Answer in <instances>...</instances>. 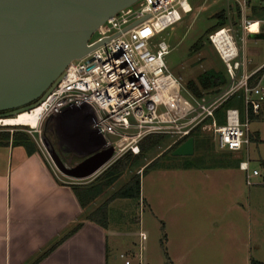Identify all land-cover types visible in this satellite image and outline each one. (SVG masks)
<instances>
[{"label":"rangeland","instance_id":"rangeland-1","mask_svg":"<svg viewBox=\"0 0 264 264\" xmlns=\"http://www.w3.org/2000/svg\"><path fill=\"white\" fill-rule=\"evenodd\" d=\"M190 4L193 12L157 36L155 43L164 42L169 46L170 51L164 58L166 67L186 86L209 70L226 74L224 64L206 36V32L216 24L214 15L221 11L227 13L226 0H192ZM234 30L237 39L242 37L240 20L234 21ZM252 31H257L256 26L252 27ZM201 39L203 47L199 51L193 50ZM238 42L248 62L264 65V40L248 37L246 45L240 39ZM67 112L40 122L32 134L27 133L31 129L26 126L2 124L0 131L18 127L20 132L32 138L47 162L46 158H51L52 151L65 168L71 169L92 155L105 151V148L91 130L84 111H79L81 115L75 112L65 120L63 117L67 116ZM250 129L252 135L259 134V139L251 142L247 155L213 151L211 157L205 159L203 153L173 157L172 154L166 155L173 147V140L168 139L142 161L140 171L136 168L126 172L97 199L95 206L102 205L131 176L136 173L141 175L146 206L135 200H116L110 207L111 227L125 233L132 228L130 232L137 233L129 238H117L120 246L114 264H126V261L143 264L144 258L146 264H168L166 253L168 257L179 258V262L174 264L264 263V168L260 165L264 161V111L263 118L253 120ZM75 133L80 142L77 140L74 144L70 136ZM162 155L160 165L142 175L144 167ZM225 155H231L230 160L249 161V175L253 171L259 173V177L252 180L253 186L246 184V173L237 166H219L218 161ZM190 163L203 170L185 169ZM49 166L54 172L50 163ZM109 166L96 176L79 181L64 176L58 168L54 174L63 184H88ZM125 226H129L128 230ZM141 233H144L145 240L140 237ZM131 249L135 255L131 254ZM140 255L142 260L139 262Z\"/></svg>","mask_w":264,"mask_h":264},{"label":"built area","instance_id":"built-area-1","mask_svg":"<svg viewBox=\"0 0 264 264\" xmlns=\"http://www.w3.org/2000/svg\"><path fill=\"white\" fill-rule=\"evenodd\" d=\"M191 1L140 0L104 23L89 43L100 46L73 61L41 105V122L69 110L84 111L105 150H114L108 165L128 152L138 155L140 142L148 136H166L173 140L172 146H181L197 130L212 141L216 152L247 155L251 115L264 111V65L248 62L238 40L246 45L250 35L264 33V19L249 18L252 8L264 5V0H226L227 26L209 35L208 41L225 66L227 84L201 97L168 71L164 58L169 46L155 44L157 36L193 12ZM238 10L243 32L239 39L234 30ZM253 25L256 32H251ZM223 32L226 36L220 37ZM231 99L241 106L227 110L224 124L219 125L218 110ZM30 129L28 134L33 133ZM48 158L57 173L58 167ZM249 164L242 160L239 168L246 173V184L253 186L259 173L249 175Z\"/></svg>","mask_w":264,"mask_h":264},{"label":"water","instance_id":"water-1","mask_svg":"<svg viewBox=\"0 0 264 264\" xmlns=\"http://www.w3.org/2000/svg\"><path fill=\"white\" fill-rule=\"evenodd\" d=\"M140 0H0V120L40 107L67 67L100 44L90 46L95 32L119 12ZM136 22L127 30L138 25ZM249 38L264 40V33ZM60 172L74 180L99 174L113 158L105 150L67 169L50 153ZM195 155L190 138L173 157Z\"/></svg>","mask_w":264,"mask_h":264},{"label":"crops","instance_id":"crops-1","mask_svg":"<svg viewBox=\"0 0 264 264\" xmlns=\"http://www.w3.org/2000/svg\"><path fill=\"white\" fill-rule=\"evenodd\" d=\"M79 111L69 110L63 118L68 120ZM70 138L74 144L79 140L76 133ZM143 198L141 190L138 202L146 206ZM114 202L109 206L108 227L103 229L86 219L99 207L96 201L83 210L69 184L59 181L41 151L28 156L23 147L0 146V264H32L77 225H82L81 229L39 264H114L120 246L117 238L137 234L130 232L132 228L128 230L130 225L124 227L129 231L126 233L111 227ZM130 252L135 255L133 249ZM178 259L169 257L168 264ZM142 261L146 264L145 258Z\"/></svg>","mask_w":264,"mask_h":264},{"label":"trees","instance_id":"trees-1","mask_svg":"<svg viewBox=\"0 0 264 264\" xmlns=\"http://www.w3.org/2000/svg\"><path fill=\"white\" fill-rule=\"evenodd\" d=\"M239 9V8H238ZM250 19H264V5L254 6L252 8ZM216 19V24L206 32L207 40L208 36L216 33L227 26V13L221 11L214 15ZM240 19V13L238 10L237 20ZM236 20V21H237ZM209 42V41H208ZM203 47V39H201L194 47L193 50L199 51ZM264 72V69L262 70ZM259 73L257 77L252 80V84L256 81L258 77L262 74ZM227 84V78L225 73L216 72L214 70H209L202 75H200L196 81H191L187 84L188 90L194 94L196 97H201L206 93H217ZM240 107V101L236 99H231L226 102L217 113L219 125L224 124V114L227 110L233 107ZM263 118V112L259 116L251 115L253 120H261ZM10 129L12 131H10ZM191 137L194 139L195 154L203 153V159L211 157L210 154L213 153L214 146L212 141L208 138L202 137L200 130L195 131ZM169 138L166 136L152 135L146 137L139 144V154L134 155L131 152L126 153L124 156L115 161L106 170H104L94 181L88 184H69L75 197L77 198L81 208L87 210L93 205L97 199L103 196L117 181H119L126 172L133 171L136 168L141 170L142 161L152 152L157 150L163 143H165ZM251 142H257L259 139V134L254 133L250 136ZM11 144L12 146L23 147L28 156H32L40 152L38 146L33 142L32 138L24 133L20 132L18 127L9 128L6 132L0 131V146L7 147ZM180 144H177L170 149L166 155H171ZM231 154V153H228ZM164 156L152 162L151 164L144 167L142 175H145L150 169L158 167L159 161ZM222 160L218 161L221 168H227L231 166H239L242 159L230 160L231 155L221 156ZM202 160V159H198ZM225 160V162H224ZM260 165L264 168V161L260 162ZM169 168V167H166ZM201 168L199 166L190 163L185 166V169ZM203 168V167H202ZM141 199V175L138 173L131 176L128 182L122 186L117 192H115L110 198H108L102 205L97 207L95 210L87 214V220L95 223L103 229H107L109 224V206L116 200H135L139 201ZM82 225H77L70 232L59 239L53 246H51L47 251L41 254L35 262L32 264H39L44 259H46L53 251H55L60 245L65 241L75 235ZM167 256V262L169 263V257ZM250 264H264L259 261H250Z\"/></svg>","mask_w":264,"mask_h":264},{"label":"bare ground","instance_id":"bare-ground-1","mask_svg":"<svg viewBox=\"0 0 264 264\" xmlns=\"http://www.w3.org/2000/svg\"><path fill=\"white\" fill-rule=\"evenodd\" d=\"M257 25H253L252 27ZM251 32L252 28H251ZM222 36H226V33H221L220 37ZM42 112H43V107L40 106L37 109L33 110L32 112H28V113H24L19 115L16 118H12V119H8V120H0V125H5V126H28L31 127L33 129H36L40 122H41V118H42Z\"/></svg>","mask_w":264,"mask_h":264},{"label":"flooded vegetation","instance_id":"flooded-vegetation-1","mask_svg":"<svg viewBox=\"0 0 264 264\" xmlns=\"http://www.w3.org/2000/svg\"><path fill=\"white\" fill-rule=\"evenodd\" d=\"M3 114H6V113H0V115H3Z\"/></svg>","mask_w":264,"mask_h":264}]
</instances>
